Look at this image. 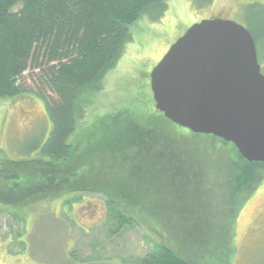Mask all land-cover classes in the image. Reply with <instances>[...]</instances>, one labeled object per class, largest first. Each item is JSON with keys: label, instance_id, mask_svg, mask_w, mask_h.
<instances>
[{"label": "rangeland", "instance_id": "rangeland-1", "mask_svg": "<svg viewBox=\"0 0 264 264\" xmlns=\"http://www.w3.org/2000/svg\"><path fill=\"white\" fill-rule=\"evenodd\" d=\"M167 5L159 19L144 14L131 24L132 40L106 75L104 90L73 138L78 154L99 118L114 117L119 109L157 111L151 71L176 40L203 19L233 20L261 34L258 58L264 73V0H167ZM30 75L26 73L27 85L35 90ZM35 92L0 100L1 158H24L49 133L45 104ZM156 129L147 131L146 140L157 138L161 144L147 148L143 164L135 160L121 165L93 157L91 177L124 190L130 189L128 178L132 185L134 178L141 177L145 190L154 184L150 189L161 198L163 217L159 241L190 264H264L262 168L253 179L255 189L249 187L243 197L238 196L244 199L238 210L237 188L232 189L237 174L230 157L232 145L215 144L211 137L195 136L176 124ZM159 148L164 152L159 153ZM171 151L174 154H168ZM18 198L20 194L0 186V264H136L137 256L153 246L148 228L135 226L107 235L109 211L102 193H65L17 210L6 204L5 200Z\"/></svg>", "mask_w": 264, "mask_h": 264}, {"label": "trees", "instance_id": "trees-1", "mask_svg": "<svg viewBox=\"0 0 264 264\" xmlns=\"http://www.w3.org/2000/svg\"><path fill=\"white\" fill-rule=\"evenodd\" d=\"M167 9V0H0V100L36 90L51 124L46 138L33 145L24 158L15 160L0 155V186L20 194L18 199L5 200L6 204L12 203L17 210L65 193H102L109 211L107 235L121 234L135 226L153 232L152 248L137 256L136 264L190 263L159 241L163 217L161 198L150 189L154 184L149 183L145 190L143 179L137 177L132 185L128 178L129 190L112 188L91 177V158L116 160L121 165L136 161L143 164L147 148L161 144L157 138L147 142V131L175 124L158 110L141 114L132 108L119 109L114 117L99 118L93 124L95 131L79 148V154L73 138L104 90L106 75L132 40L131 24L144 14L157 20ZM249 30L259 51L261 34ZM29 71L35 90H29L27 85ZM191 133L211 137L215 144L221 141L233 146L230 157L237 174L232 178V189L237 188L239 210L243 199L239 197L249 187L251 191L255 189L253 179L258 168L264 172V163L247 161L233 143L216 136Z\"/></svg>", "mask_w": 264, "mask_h": 264}, {"label": "water", "instance_id": "water-1", "mask_svg": "<svg viewBox=\"0 0 264 264\" xmlns=\"http://www.w3.org/2000/svg\"><path fill=\"white\" fill-rule=\"evenodd\" d=\"M150 84L171 122L264 163V73L244 25L221 17L194 23L152 69Z\"/></svg>", "mask_w": 264, "mask_h": 264}]
</instances>
